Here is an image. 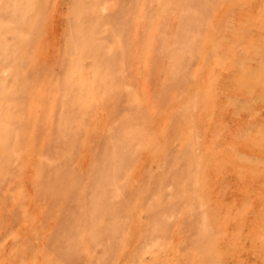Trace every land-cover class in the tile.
Returning a JSON list of instances; mask_svg holds the SVG:
<instances>
[{
	"label": "rangeland",
	"instance_id": "1",
	"mask_svg": "<svg viewBox=\"0 0 264 264\" xmlns=\"http://www.w3.org/2000/svg\"><path fill=\"white\" fill-rule=\"evenodd\" d=\"M0 264H264V0H0Z\"/></svg>",
	"mask_w": 264,
	"mask_h": 264
}]
</instances>
